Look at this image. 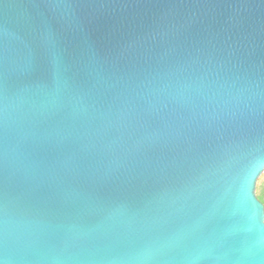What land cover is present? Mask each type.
Segmentation results:
<instances>
[{
	"label": "water",
	"instance_id": "obj_1",
	"mask_svg": "<svg viewBox=\"0 0 264 264\" xmlns=\"http://www.w3.org/2000/svg\"><path fill=\"white\" fill-rule=\"evenodd\" d=\"M264 0H0V264H264Z\"/></svg>",
	"mask_w": 264,
	"mask_h": 264
},
{
	"label": "rangeland",
	"instance_id": "obj_2",
	"mask_svg": "<svg viewBox=\"0 0 264 264\" xmlns=\"http://www.w3.org/2000/svg\"><path fill=\"white\" fill-rule=\"evenodd\" d=\"M264 187V175L260 176L257 180V189L256 194L259 195V192Z\"/></svg>",
	"mask_w": 264,
	"mask_h": 264
},
{
	"label": "trees",
	"instance_id": "obj_3",
	"mask_svg": "<svg viewBox=\"0 0 264 264\" xmlns=\"http://www.w3.org/2000/svg\"><path fill=\"white\" fill-rule=\"evenodd\" d=\"M259 199L261 200V202L264 204V187L261 189V191L259 192L258 195Z\"/></svg>",
	"mask_w": 264,
	"mask_h": 264
}]
</instances>
